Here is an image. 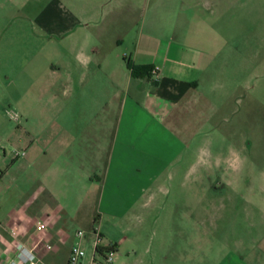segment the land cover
<instances>
[{"label": "crops", "instance_id": "1", "mask_svg": "<svg viewBox=\"0 0 264 264\" xmlns=\"http://www.w3.org/2000/svg\"><path fill=\"white\" fill-rule=\"evenodd\" d=\"M136 1L0 0V49L48 47L53 66L49 92L64 101L53 111L48 136L32 142L39 189L22 204L0 203V264H10L18 242L5 221L23 223L46 215L58 222L49 235L56 252L39 248L47 264L67 263L71 245L66 247L75 233H70V221L76 220L86 227L87 237L96 229L117 254L126 238L108 239L103 221L123 220L132 205L150 206L137 201L152 189H163L162 179L176 172L186 138L193 135L185 127L187 114H201L202 105L207 107L212 128L215 91L225 89L220 84L225 76L212 69L218 50L215 31L192 13L186 4L191 0H146L139 23ZM128 61L144 72L151 69L152 75L134 77ZM206 82L207 99L202 91ZM6 167L0 168V201L12 190V168ZM93 200L97 226L85 210ZM247 206L246 212L255 211L256 222L249 221L247 212L241 233L220 237L215 250L197 252L191 264H264V205ZM249 226L255 235L246 233Z\"/></svg>", "mask_w": 264, "mask_h": 264}, {"label": "rangeland", "instance_id": "2", "mask_svg": "<svg viewBox=\"0 0 264 264\" xmlns=\"http://www.w3.org/2000/svg\"><path fill=\"white\" fill-rule=\"evenodd\" d=\"M135 4L139 23L147 1ZM186 4L215 31L218 50L212 69L218 77L225 76L220 83L225 89L215 91L217 114L212 128L207 107L202 105L201 114L195 110L186 115L185 127L192 138H186L185 155L176 172L162 179L163 189H152L137 201L150 206L132 205L123 220L103 221L108 239L126 238L113 264H191L197 252L215 250L220 237L230 231L241 233L247 212L249 221L256 222L255 211H245L247 205H264V0H191ZM49 51L43 45L0 49V168H12V194L0 201L4 205L22 204L39 189L31 162L36 150L31 149L32 142L42 140V134L48 136L55 107L64 106L63 99L56 100L49 92L53 70ZM18 85L28 90L18 92ZM258 88L262 89L259 94ZM202 91L207 99L209 82ZM73 105L78 107L79 100ZM219 157L226 159L218 162ZM28 164L31 169L27 170ZM90 205L85 210L91 212L92 226H97L95 200ZM70 222L72 234L86 228L80 221ZM246 233L257 231L249 226ZM93 239L90 234L83 242L82 264H106L100 255L94 261Z\"/></svg>", "mask_w": 264, "mask_h": 264}, {"label": "built area", "instance_id": "3", "mask_svg": "<svg viewBox=\"0 0 264 264\" xmlns=\"http://www.w3.org/2000/svg\"><path fill=\"white\" fill-rule=\"evenodd\" d=\"M15 117H17L15 115ZM12 238L18 240L14 246V259L10 264H47L39 253L40 245L46 253L56 252L54 243L49 235L56 230L58 222L55 216L32 217L23 223L6 220L4 223ZM30 233L25 241L20 239ZM93 240L91 246L95 251L94 261L97 255L104 258L106 264H113L115 249L111 245H104V238L96 229L92 231ZM41 237V238H40ZM46 237V238H45ZM44 240H43V239ZM87 239L86 231L79 229L74 233L69 257L66 264H82L86 256L83 242ZM101 249L102 253L97 251Z\"/></svg>", "mask_w": 264, "mask_h": 264}, {"label": "trees", "instance_id": "4", "mask_svg": "<svg viewBox=\"0 0 264 264\" xmlns=\"http://www.w3.org/2000/svg\"><path fill=\"white\" fill-rule=\"evenodd\" d=\"M127 67L128 69L131 71L132 75L134 77H138V78H144V77H150L152 75V70L148 69L145 72L140 69L139 67L134 66L131 62H127ZM99 254L102 253L101 249H98L97 251Z\"/></svg>", "mask_w": 264, "mask_h": 264}]
</instances>
